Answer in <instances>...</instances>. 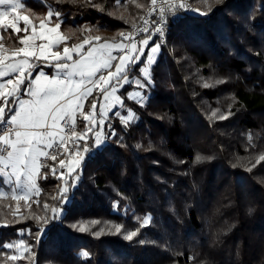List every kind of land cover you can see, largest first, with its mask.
Returning <instances> with one entry per match:
<instances>
[{"label":"trees","instance_id":"obj_1","mask_svg":"<svg viewBox=\"0 0 264 264\" xmlns=\"http://www.w3.org/2000/svg\"><path fill=\"white\" fill-rule=\"evenodd\" d=\"M190 1L210 10L170 19L153 83L143 90L146 106L128 100L134 86L124 85V105L138 119L127 127L106 121L99 154L92 150L63 182L67 203L50 158L33 198L0 195V264H264V0ZM148 2L25 0V9L38 17L59 12L64 43L74 45L119 39ZM140 66L129 75L139 77ZM94 98L97 92L84 111ZM75 121L81 133L83 116ZM197 154L205 159L196 162ZM53 207L63 209V220L37 243ZM18 238L35 255L9 259L14 250L3 245Z\"/></svg>","mask_w":264,"mask_h":264},{"label":"snow or ice","instance_id":"obj_2","mask_svg":"<svg viewBox=\"0 0 264 264\" xmlns=\"http://www.w3.org/2000/svg\"><path fill=\"white\" fill-rule=\"evenodd\" d=\"M221 3L222 0H216ZM117 5L122 3V0H115ZM157 0H151L152 11L156 10ZM25 0H0V49H4L3 44L4 34L8 28L13 29L12 33H8L11 37L17 36V40L13 41L15 46L17 43L23 47H14L12 56L8 57L0 54V195H3V186L5 184L14 185L12 192L21 191L20 199L24 198L27 191H32L35 184L32 183V176L37 174L39 168L45 167L41 157L50 158L53 161L57 160V155L62 156L66 151L68 155H79L81 146L79 139L87 140V133L99 125L100 130L94 134V143L91 146L83 147V154L74 161L76 166L83 165L85 157L96 150L99 154L100 149L105 144L108 138L104 136V126L107 120L112 117L119 118L120 123L125 127L133 123L138 116L133 109H127V115H122L119 109L124 108V99L117 95L120 89L126 84H134L136 88L143 89L145 92L152 85L151 65L155 60V55L160 51L164 43V27L167 21L164 18V8H160V18L153 19L151 23L155 28L150 30L146 27L149 24L147 19L141 17L143 25L139 28L135 24L132 25L135 29L134 34L124 36L121 33V43L123 40H129V49L125 50L116 46L115 50L121 52V55H115L113 51L105 50L106 46L101 45L99 54L92 51L91 46L85 52L82 46H73V49L64 47L63 53L59 50H53L56 45L53 44L51 37L47 36L44 29V23L41 22V29L39 38L48 43H41L35 45L32 37L28 35L27 25L29 24V17L17 14L16 20L9 19V13L17 12V9H24L26 7ZM137 7L143 5L137 4ZM169 9L173 16H176L178 9H187L184 3L178 0H168ZM149 12V16L152 15ZM207 15V13H201ZM56 17L55 27L48 28L50 33L56 32L60 27V13L49 11L47 19L52 21V17ZM23 21L25 27L19 28L18 22ZM20 32H25V36H19ZM35 32V28H33ZM147 33L146 38L137 42L136 35L139 33ZM159 34L160 40L153 41L152 37ZM57 40L60 37L56 38ZM99 39V38H98ZM151 42V43H150ZM85 43H88L85 41ZM39 48V52L36 51ZM74 49L77 51L79 59H74L71 54ZM53 58V61H48V66L56 69L52 76H48L42 69L33 78V69L37 64L31 62V59L39 61L43 57L46 61L48 56ZM23 57V58H20ZM113 61H118L113 66ZM143 65V66H140ZM137 66L139 67V77L129 76V72L133 71ZM114 70H110L113 69ZM107 71V75L104 72ZM102 86L97 88V85ZM223 83V81H218ZM11 86V87H9ZM204 87H209L204 84ZM97 92L98 97L107 98L110 94L114 96L116 103L112 108L108 109L111 116H106L105 105L99 99L94 98L91 101V113H98L89 121L91 113H84L82 111L83 104L81 102L87 101L89 96ZM27 96L28 99L23 97ZM128 100H134L140 107L146 106V101L149 99L147 95L140 91L127 93ZM116 109V110H113ZM80 112L86 121L85 131L77 133L75 131V117L76 113ZM216 113L213 112V116ZM224 119L225 117H220ZM109 135L114 136L115 130L112 129L111 124L107 125ZM69 137H76L72 140ZM252 137L249 135V140ZM139 147V145H137ZM196 162H200L204 157L197 154ZM210 159V158H208ZM39 162V168L37 167ZM60 165L65 163L64 159L59 160ZM183 163V161H180ZM11 171H8V169ZM53 175L55 169L53 168ZM71 176V173L69 174ZM25 178L22 182L21 177ZM12 177H15L13 181ZM44 178H47L45 174ZM72 187H75V181L72 182ZM63 203H67L66 190L61 189ZM13 198H17L15 195ZM49 206L44 205L47 209ZM63 220V209L52 208L50 217L44 219L42 227L36 233L37 243L48 231L54 230ZM151 220V217H145L144 224L146 225ZM55 222V223H53ZM92 223H99L93 221ZM53 225L48 228V225ZM144 225H142L143 227ZM75 227V225H73ZM80 231H84L81 227ZM121 226H116V232L120 233ZM139 229L130 231L124 239L132 240L137 236ZM99 235V233H96ZM21 244L24 242L21 241ZM144 243V241H140ZM16 245L8 243L3 245L5 248H13ZM25 250L31 255V244H26ZM83 257H88V252L81 253ZM15 255L10 256L9 259L15 260ZM190 260L193 258H189Z\"/></svg>","mask_w":264,"mask_h":264},{"label":"crops","instance_id":"obj_3","mask_svg":"<svg viewBox=\"0 0 264 264\" xmlns=\"http://www.w3.org/2000/svg\"><path fill=\"white\" fill-rule=\"evenodd\" d=\"M148 6V5H147ZM147 8V7H146ZM49 11H51V9H48L47 10V12L45 13V15L44 16H42V17H38V15L36 14V13H28L27 12V10L24 8V9H17V12H15V13H9V19H11V20H16V17H17V14H19V15H21V16H24V15H26V16H28L29 17V24L27 25V28H28V35H30L31 37H32V39H33V41H34V43H35V45H39V44H41V43H48V41H46V40H41L40 38H39V36H40V32L42 31V29H41V27H40V25H41V22H43L44 23V29H43V31L45 32V34L47 35V36H49V37H51L52 38V40H53V44H55V45H57L59 42H63L64 43V41H65V36L63 35V33L61 32V30H60V27L56 30V32H54V33H50V32H48L47 31V29L48 28H51V27H55V24L56 23H54V22H49V20L47 19V13L49 12ZM135 23V22H134ZM133 23V24H134ZM132 24V25H133ZM18 27L19 28H24L25 27V25H24V22L21 20V21H19L18 22ZM130 27H131V25H130ZM130 27L128 28V29H126L125 31H123L122 33H123V35L124 36H129L131 33H129L130 32ZM33 28H35V32H33ZM13 32V29H11V28H8L7 29V32L4 34V39H3V44L5 45V48L4 49H0V54H3V55H5V56H8V57H11L12 56V52L14 51V47H23V45H20V44H16L15 46L13 45V41H15V40H17V36H15V35H13V36H9L8 35V33H12ZM26 35V33L25 32H20L19 33V36H25ZM146 36H147V34L146 33H139L138 35H136V40H137V42L138 41H140V40H142V39H144V38H146ZM57 37H60V39L59 40H57L56 38ZM121 40H122V37L120 36L119 37V39H109V40H94L93 42H91V43H89V41H88V43H81L79 46H82V49L85 51V52H87V49L89 48V46H91V48H92V51L94 52V53H97V54H99V50H100V48H101V45H105L106 46V48H105V50H110V51H113L114 52V54L115 55H121L122 53L121 52H119V51H116L115 50V48H116V46H119V48H123V49H125V50H128L129 49V47H130V45H129V40H123V43H121ZM151 43V42H150ZM70 46H72V47H70ZM73 46H77L76 44H74V45H68V44H65L64 43V45H63V48H59L58 49V47L56 46L53 50H59L61 53H63V49H64V47H68L69 49H73ZM80 49H74L73 51H72V55H73V57H74V59H79V56H77V51H79ZM36 51L37 52H39V48H36ZM156 56H157V54L155 55V59H156ZM20 58H23V57H20ZM39 61L40 62H38L37 60H35V59H31V62H33V63H35V64H37L38 66L37 67H35L34 69H33V78L35 77V75L42 69L49 77L50 76H52V74L56 71V69H54V68H52V67H49L48 66V61H53V58L49 55L48 56V58H47V61L43 58V57H41L40 59H39ZM54 62V61H53ZM118 61H113L112 63H113V66L117 63ZM141 66H143V65H141ZM110 70H114V67H113V69H110ZM104 74L105 75H107V71H105L104 72ZM140 75V74H139ZM130 76V75H129ZM130 78H131V76H130ZM102 86V82H101V84L100 85H97L96 87L97 88H99V87H101ZM133 89L130 91V92H135V91H140V92H142L143 91V89H138V88H136L135 87V85L133 84ZM9 87H11V86H9ZM122 89V88H121ZM120 89V90H121ZM143 93V92H142ZM117 95H120L121 96V94H120V91H119V93H117ZM90 97V96H89ZM88 97V98H89ZM122 97V96H121ZM24 99H28L29 97H27V96H24L23 97ZM87 98V99H88ZM100 102L101 103H104V105H105V112H106V116H110L111 115V112H109L108 111V109H110V108H112V105L114 104V103H116V101H115V98H114V96H112L111 94L105 99V98H103V97H100ZM0 103H2V101H0ZM82 104H83V107H82V111L84 112V113H91V104L89 105V107L87 108V110H85L84 111V107H85V104H86V101H84V102H81ZM113 110H116V109H113ZM120 110V109H119ZM98 111H99V107L97 108V113H98ZM80 112H77L76 113V116L79 114ZM97 113H94V115L95 114H97ZM93 113H91L90 114V116H89V119H90V117H91V115H92ZM75 120H76V117H75ZM85 123H86V121H85ZM97 129H99L100 130V128H99V125L97 124V126L93 129V131H91V132H88L87 133V138H88V135L89 134H92V135H94V131L95 130H97ZM85 131V128L83 129V131L82 132H84ZM105 135V134H104ZM81 141H85V139H82V140H80V142H79V144L81 143ZM82 151H83V148H82ZM81 154H83V152L81 153ZM40 160L41 161H43V163H45L46 162V160H47V158H44V157H41L40 158ZM59 159H57L56 160V162H55V168L57 167L58 168V166L60 165H58V161ZM37 167L39 168V162H38V165H37ZM78 166H76L74 169H76ZM54 168V169H55ZM40 169L41 168H39V171H40ZM73 169V170H74ZM8 171H11V169L9 168L8 169ZM39 171H38V173H39ZM55 171H56V169H55ZM72 172V171H71ZM70 172V173H71ZM38 173L37 174H34L33 176H32V183H34L35 184V188L32 190V191H27L26 189L24 190V192H26V195H24V197H29L31 194H37L39 191H40V188H39V186H38V184H37V176H38ZM56 173H57V171H56ZM69 173V174H70ZM58 176H60L61 177V175H58ZM62 178V177H61ZM66 178L67 177H65V178H62V181H60L61 182V184H60V188L61 189H64V187H65V185L63 184V182L66 180ZM12 179H13V181H15V177H12ZM21 179H22V182H24L25 181V178L22 176L21 177ZM14 185H9V184H5L4 186H3V191H4V193L5 194H3V195H1V196H7L8 194L9 195H11V196H16L17 194L18 195H21V191L20 190H18L16 193H13L12 192V187H13ZM7 192H8V194H7ZM12 194H11V193Z\"/></svg>","mask_w":264,"mask_h":264},{"label":"rangeland","instance_id":"obj_4","mask_svg":"<svg viewBox=\"0 0 264 264\" xmlns=\"http://www.w3.org/2000/svg\"><path fill=\"white\" fill-rule=\"evenodd\" d=\"M149 3V2H148ZM196 5V4H195ZM197 7H198V10H202V11H209L210 9H209V7L208 6H205V5H196ZM146 10V9H145ZM141 17V16H140ZM139 21V20H138ZM137 22V21H136ZM133 24V23H132ZM131 24V25H132ZM136 24V23H135ZM141 33H143V32H141ZM147 34V33H146ZM159 37V36H158ZM160 40V37L158 38V40H157V42ZM85 41H89V39H85L84 41H82V42H80V43H77L76 45L77 46H79L81 43H85ZM63 45H64V43L63 42H59L56 46L58 47V49L59 48H63ZM70 47H72V46H70ZM33 63V62H32ZM35 64V63H34ZM131 77H136V76H131ZM143 92V91H142ZM144 93V92H143ZM129 107H125L124 106V108H121L120 109V111H121V113H122V115H127V109H128ZM96 115V114H95ZM94 115V113L91 115V117H90V119H89V121H91L92 120V117L93 116H95ZM96 131H99V129H97V130H95L94 131V134H95V132ZM105 136V135H104ZM70 139H72V140H76L77 138L76 137H69ZM80 140H82V139H79V142H80ZM83 151H82V148H81V152H80V154L79 155H82L81 153H82ZM79 155H68V153L66 152V151H64L63 152V155L62 156H60V155H57V158L60 160L61 158L62 159H64V161H65V163L63 164V165H59L60 163H59V160L57 161L58 162V168L56 167L55 169H56V171H57V175H61V177L62 178H65V177H68L69 176V173L71 172V171H73V169L76 167V165L74 164V161L75 160H77L78 158H79ZM77 178V177H76ZM3 193H4V191H3ZM11 193V192H10ZM5 194V193H4ZM7 194H8V192H7ZM12 194V193H11ZM9 195V194H8ZM35 196V194H31L29 197H24L23 198V200L25 201V200H29V199H31V198H33ZM16 199H20L19 197H20V195H16ZM21 241H23L24 243L23 244H21L20 242ZM8 244V243H7ZM13 244H15L16 246L15 247H13V252H11V255L13 256V255H15L16 257H20V256H22L23 254H24V252L26 251L25 250V245L27 244L26 242H25V240H23V239H21V238H18V239H16V241L15 242H13ZM84 251H81V253H83Z\"/></svg>","mask_w":264,"mask_h":264},{"label":"built area","instance_id":"obj_5","mask_svg":"<svg viewBox=\"0 0 264 264\" xmlns=\"http://www.w3.org/2000/svg\"><path fill=\"white\" fill-rule=\"evenodd\" d=\"M178 2L184 3L187 6V9H189V10L178 9L177 14L181 13V12H189V11H202V10H198V7L190 0H178ZM155 7H156V10L152 11L151 0H149L148 6H147L146 10L142 13L141 17H143L144 19H147L149 21V24L146 27H148L150 30H152L155 28V25H153L151 23V21L153 19H159L160 18V11L159 10L161 7H163L164 8V18L167 21L166 26L164 27V32H165L164 39H165V37L168 33L169 21H170V19L174 18L175 16L172 15L171 10L169 9L168 0H157V4ZM150 11H152L151 16H149ZM141 17H140L139 21L135 22L136 24L134 23L137 26V28L144 26ZM135 31L136 30L133 29V27L131 25L129 33L134 34ZM156 36H159V34H156Z\"/></svg>","mask_w":264,"mask_h":264}]
</instances>
